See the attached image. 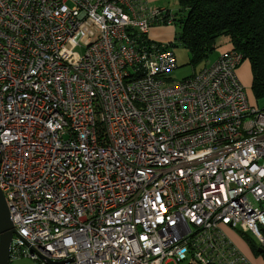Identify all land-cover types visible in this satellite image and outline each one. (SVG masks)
<instances>
[{
  "label": "built area",
  "instance_id": "2783aa9c",
  "mask_svg": "<svg viewBox=\"0 0 264 264\" xmlns=\"http://www.w3.org/2000/svg\"><path fill=\"white\" fill-rule=\"evenodd\" d=\"M145 0H0V191L9 262L247 264L264 250V105L241 54L176 80Z\"/></svg>",
  "mask_w": 264,
  "mask_h": 264
},
{
  "label": "trees",
  "instance_id": "16d2710c",
  "mask_svg": "<svg viewBox=\"0 0 264 264\" xmlns=\"http://www.w3.org/2000/svg\"><path fill=\"white\" fill-rule=\"evenodd\" d=\"M177 5L171 15L179 30L165 46L171 48L176 40L190 53L191 62L204 61L216 37L226 36V49L240 53L248 63L253 98H264V0H177ZM249 245L264 257L255 240Z\"/></svg>",
  "mask_w": 264,
  "mask_h": 264
},
{
  "label": "rangeland",
  "instance_id": "374dc122",
  "mask_svg": "<svg viewBox=\"0 0 264 264\" xmlns=\"http://www.w3.org/2000/svg\"><path fill=\"white\" fill-rule=\"evenodd\" d=\"M160 2H163V1H160ZM163 5L166 9L170 10L171 12L176 11L178 8L177 0H164ZM178 30H179V27L177 23H175L174 25H152L149 28L148 37L155 41H167V40H171L172 35L174 33H177ZM174 43L175 44L171 47V49L174 54L176 67L164 74L167 80H176V79H179L181 77L191 74L192 72L199 69L205 61L212 62L213 60H215L219 52L222 51L221 48L223 46H226V48L229 47L227 37L220 35L216 37L215 42H214V47L204 61L201 60V61L191 62V59H190L191 56H190V53L187 51V49L184 48L182 45H180L176 40L174 41ZM236 73L238 75V78L241 84L244 87V91H245V94L247 96L249 103L251 105L257 106L258 108L262 107L264 105V98H261L257 101V100H254L251 94L250 71H249L246 60H242L240 62L239 66L236 68ZM227 228L232 229V231L237 236H239L247 244V246L250 249L249 244L250 242H254V237L249 232V230H247L243 226H236L235 229L230 228V227H227ZM250 251L253 254L251 249ZM256 256H258L257 258L261 257L262 259H264L263 254L261 253H256ZM9 263L10 264H34L33 262L27 259H24V258L23 259L22 258L12 259L10 260ZM167 264H172V263H167Z\"/></svg>",
  "mask_w": 264,
  "mask_h": 264
},
{
  "label": "water",
  "instance_id": "95a60500",
  "mask_svg": "<svg viewBox=\"0 0 264 264\" xmlns=\"http://www.w3.org/2000/svg\"><path fill=\"white\" fill-rule=\"evenodd\" d=\"M13 227L8 216L7 208L4 203L2 193L0 191V264L9 263V248ZM48 264H61L62 261L52 262L46 261Z\"/></svg>",
  "mask_w": 264,
  "mask_h": 264
},
{
  "label": "crops",
  "instance_id": "0c3cea01",
  "mask_svg": "<svg viewBox=\"0 0 264 264\" xmlns=\"http://www.w3.org/2000/svg\"><path fill=\"white\" fill-rule=\"evenodd\" d=\"M149 5H163L164 4V0H145ZM163 1V2H160ZM159 2V3H158ZM224 48H226V46H223L221 49L224 50ZM231 49V48H230ZM247 62V61H246ZM248 65V63H247ZM249 68V67H248ZM237 74V73H236ZM238 76V75H237ZM255 100V99H254ZM258 101V100H257ZM228 226H222V230L225 233V235L230 239L231 242H233L236 246V248L238 249V251L244 255V257L247 259V261L250 264H264V259L257 258L258 256H256V253L253 252V254L251 253L249 247L247 246V244L239 237L237 236L232 229L227 228ZM263 236H264V231H263ZM250 246V245H249ZM258 246V245H257ZM259 247V246H258ZM260 248V247H259ZM23 259V258H22ZM25 259V258H24ZM28 260V259H27ZM30 261V260H29ZM32 262V261H31ZM34 263V262H33ZM35 264V263H34Z\"/></svg>",
  "mask_w": 264,
  "mask_h": 264
},
{
  "label": "bare ground",
  "instance_id": "6f19581e",
  "mask_svg": "<svg viewBox=\"0 0 264 264\" xmlns=\"http://www.w3.org/2000/svg\"><path fill=\"white\" fill-rule=\"evenodd\" d=\"M167 44V42H164V48H169L171 51H172V49L170 48V47H167V46H165ZM243 60V57H242V55H241V59L239 60V62L237 63V65H236V67H235V70H236V68L239 66V64H240V62ZM8 212V211H7ZM9 216V215H8ZM10 219V218H9ZM12 224V223H11ZM222 226H228V227H230L229 225H220V228H221V230H222ZM13 227V226H12ZM236 227V226H235ZM235 227H230V228H234L235 229ZM13 230H14V228H13ZM248 230V229H247ZM263 231H264V228L263 229H261V233H262V235H263ZM222 232H223V230H222ZM250 232V231H249ZM13 233H14V231H13ZM12 233V234H13ZM224 233V232H223ZM251 233V232H250ZM252 234V233H251ZM224 235H225V233H224ZM253 235V234H252ZM225 237L228 239V237L225 235ZM254 237V236H253ZM229 240V239H228ZM254 240H255V238H254ZM230 241V240H229ZM256 241V245H258L259 247H260V245H259V243L257 242V240H255ZM230 243L236 248V246L230 241ZM237 249V248H236ZM238 250V249H237ZM244 257V256H243ZM20 258H25V259H28V260H30V261H32V262H34L35 264H38L36 261H34V260H32V259H30V258H28V257H20ZM19 258V259H20ZM245 258V257H244ZM245 260H246V262H247V264H250L248 261H247V259L245 258ZM167 263H172L173 264V262H170V261H168ZM166 263V264H167Z\"/></svg>",
  "mask_w": 264,
  "mask_h": 264
}]
</instances>
